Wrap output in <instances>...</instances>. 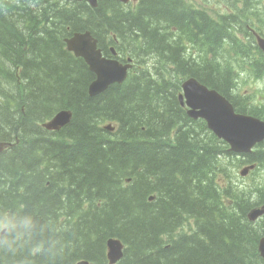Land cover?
I'll return each mask as SVG.
<instances>
[{"label": "trees", "instance_id": "trees-1", "mask_svg": "<svg viewBox=\"0 0 264 264\" xmlns=\"http://www.w3.org/2000/svg\"><path fill=\"white\" fill-rule=\"evenodd\" d=\"M64 1L0 0V220L32 221L19 239L0 232V264H110L112 237L125 243L117 264H264V215L248 217L264 205V182L233 178L241 164L264 167V149L231 151L179 100L194 76L264 120L263 105L233 89L236 61L211 48L223 27L188 0ZM85 30L106 55L131 45L135 62L95 97V74L65 44ZM62 109L71 121L47 129Z\"/></svg>", "mask_w": 264, "mask_h": 264}, {"label": "water", "instance_id": "water-1", "mask_svg": "<svg viewBox=\"0 0 264 264\" xmlns=\"http://www.w3.org/2000/svg\"><path fill=\"white\" fill-rule=\"evenodd\" d=\"M87 1L93 7L98 5V0ZM121 1L128 2L129 0ZM66 42L70 50L77 57H82L90 70L96 74V78L89 85V91L93 94L99 95L112 84L126 80L128 70L132 68V59H128L127 63H119L116 58L103 56L99 40L91 31L76 32L71 35L70 39H66ZM259 44L264 51L263 38H259ZM182 89L180 102L187 107L188 114L191 117L206 120L208 127L230 144L231 150L237 153H251L254 147L264 140V120L236 112L233 104L225 96L213 92L196 78L186 79L182 84ZM71 118L72 112L63 109L45 126L49 130H59L66 126ZM107 128L111 127L107 126ZM249 168L253 167H245L241 175H246ZM262 215H264V207L252 210L248 216L252 221H256ZM107 247V257L111 264H115L123 256L124 244L118 238H110ZM258 249L264 259V235L259 241ZM77 264H88V261L81 260Z\"/></svg>", "mask_w": 264, "mask_h": 264}, {"label": "rangeland", "instance_id": "rangeland-1", "mask_svg": "<svg viewBox=\"0 0 264 264\" xmlns=\"http://www.w3.org/2000/svg\"><path fill=\"white\" fill-rule=\"evenodd\" d=\"M188 1L197 7L206 9L204 10V12H206L211 18H214L224 24L227 23L228 21L234 20L235 22L232 25L233 29H231L230 27L231 30L230 29L229 30L234 37H238L240 44H242L243 42L242 38L244 36L240 31V29L243 28V25L246 22L256 23L258 26H261L264 29V0H248V1L239 0L240 3H235L232 2L231 0H219V1L218 0H188ZM67 3L68 0H65L62 4L64 5ZM216 16H220L222 20L217 18ZM236 27H238V29ZM230 41L232 40H228L226 42L223 41L224 43H222L220 47L217 46L216 48H219L223 56L227 58H231L233 56V60L236 61V63L233 65V68L234 71L238 74L239 82L241 84L239 93L245 92L244 95L245 101H247V99H251L255 104H260L263 105L264 107V73L259 74L257 72L259 66H262L261 57L251 56L245 58L243 55L235 57V54L239 53L238 50L235 48L237 46V43L236 42L232 43L233 41L232 42ZM130 46L131 45L126 44L125 46L122 47L123 51L120 52L122 53L120 54L122 58L128 57L126 56L125 52H127L126 49L129 48ZM216 48H212V49H216ZM201 55L208 58H214V52L212 50H204ZM218 55L219 54H217L216 56ZM251 59L253 60V62L257 61V63L251 64L250 63V61H252ZM163 64L164 62L157 59V61L154 63L153 67L151 68L152 71L151 73L157 74L159 70H161V68L163 67ZM158 68L160 69L158 70ZM237 89L238 86L236 85V90ZM4 92L6 93L8 91H4ZM249 95L254 97L250 98ZM261 148L264 149V145H262ZM248 165L249 164H241L239 167H237L233 173V178L239 184H243V185L246 184L251 187H254L257 183H262V179L264 182V167L262 168L258 167L254 171L250 170L249 174H247L246 176H242L240 174V172Z\"/></svg>", "mask_w": 264, "mask_h": 264}, {"label": "bare ground", "instance_id": "bare-ground-1", "mask_svg": "<svg viewBox=\"0 0 264 264\" xmlns=\"http://www.w3.org/2000/svg\"><path fill=\"white\" fill-rule=\"evenodd\" d=\"M74 0H68V3L67 4H71L72 2H73ZM140 0H138V2H139ZM118 2H121L122 3V1L121 0H118ZM64 5H66V4H64ZM93 7V6H92ZM95 7H97V6H95ZM211 18V17H210ZM162 20V19H161ZM211 20H213L214 21V23L215 24H219V25H221L222 27H223V31H222V41H224V42H226V41H228V40H232V41H230V42H232V43H237V45L238 44H240V41L238 40V37H234L233 36V34L230 32V30L231 29H233V26H229L227 23L226 24H224V23H222V22H220V21H218V20H216V19H214V18H211ZM209 26V25H208ZM230 27H231V29H230ZM183 28V27H182ZM208 28V27H207ZM216 28V27H215ZM230 29V30H229ZM171 31V30H170ZM187 31V30H186ZM76 32H79V31H76ZM76 32H74V33H76ZM158 32V31H157ZM166 33V32H165ZM229 33V34H228ZM228 36L230 37V39H228ZM133 37V36H132ZM71 38V35H69L68 37H66L65 38V44H66V47H68L69 49H70V47L67 45V42H66V39H70ZM155 39H156V37H155ZM216 39L214 38V41H215ZM223 42V43H224ZM216 43V42H215ZM225 44H227V43H225ZM139 45V44H138ZM235 45V44H234ZM124 45H122V47H123ZM140 46V45H139ZM217 47V46H216ZM216 47H214V46H211V48H216ZM149 48V47H148ZM163 48V47H162ZM111 49H114V48H111ZM122 49V48H121ZM145 49V48H144ZM237 49V48H236ZM120 50V49H119ZM140 50V49H139ZM241 50V49H240ZM71 51V50H70ZM243 51V50H242ZM72 53H73V51H71ZM120 52V51H119ZM158 52V51H157ZM128 53V52H127ZM130 53H131V50H130ZM74 54V53H73ZM120 54H122V53H120ZM120 54H118L117 55V57H116V60L119 62V63H124L126 60H127V58H129V55H128V57H124V58H122L121 57V55ZM125 54H126V52H125ZM129 54V53H128ZM246 54V53H245ZM124 55V54H123ZM161 57V56H160ZM160 60V59H159ZM215 60V59H214ZM220 60V59H219ZM259 60V59H258ZM220 62V61H219ZM162 64V63H161ZM143 65V64H142ZM154 65V64H153ZM260 65V64H259ZM159 66V65H158ZM242 66V65H241ZM157 67V66H156ZM160 67V66H159ZM253 68V67H252ZM160 68H158V70H159ZM228 71V70H227ZM155 72V71H154ZM134 75V74H133ZM132 75V76H133ZM229 76V75H228ZM144 77H145V75H144ZM193 78H196V77H194V76H192ZM188 78H191V76H189V77H186L185 79H188ZM144 79V78H143ZM197 79V78H196ZM197 80H199V79H197ZM131 81V80H130ZM200 81V80H199ZM141 82V81H140ZM167 82V81H166ZM201 82V81H200ZM121 83H123V82H121ZM121 83H118V82H116V83H114V84H120V86H121ZM136 83H138V82H136ZM135 83V84H136ZM146 83V82H145ZM171 83V82H170ZM202 84H204L203 82H201ZM140 85V84H139ZM138 85V86H139ZM155 85H156V83H155ZM164 85V84H163ZM205 86H207L209 89H212V91L213 92H215V93H220V91L219 90H217V89H215V88H211V87H209L208 85H206V84H204ZM139 87H141V86H139ZM148 88V87H147ZM120 89V88H119ZM163 89V88H162ZM233 89H234V91H235V89H236V86L235 87H233ZM88 92H89V95L91 96V97H95V96H98V94H93L91 91H89V87H88ZM143 92V91H142ZM6 94V93H5ZM143 94V93H142ZM100 95V94H99ZM154 95V94H153ZM116 97V96H115ZM151 97V96H150ZM155 97V96H154ZM150 99V98H149ZM151 101V100H150ZM254 107V106H253ZM261 108V107H260ZM149 110V109H148ZM73 111V110H72ZM187 111V110H186ZM236 112H238V113H242V114H246V113H244V112H239V111H236ZM165 112H163V114H164ZM187 114H188V112H187ZM188 116L190 117V118H193V119H202V118H194V117H191L189 114H188ZM260 117V116H259ZM127 118V117H126ZM157 118V117H156ZM14 120V119H13ZM50 121V120H49ZM48 121V122H49ZM154 121V120H153ZM48 122H46V123H48ZM45 123V124H46ZM32 124V123H31ZM45 124H44V126H45ZM110 124L111 125H114L112 122H110ZM197 126V125H196ZM37 127V126H36ZM46 127V126H45ZM200 127V126H199ZM47 128V127H46ZM48 129V128H47ZM155 129V128H154ZM152 132V131H151ZM157 135V134H156ZM211 135V134H210ZM154 136V135H153ZM217 136V135H216ZM206 137V136H205ZM219 139H221V140H224L228 145H229V147H230V144L225 140V139H223V138H220L219 136H217ZM151 139V138H150ZM201 139V138H200ZM153 140V139H152ZM212 141V140H211ZM154 143V142H153ZM151 144V143H150ZM262 145H264V142H261V143H258L256 146H255V149H257V148H259V147H261ZM131 146V145H130ZM189 146V145H188ZM196 147V146H195ZM203 147V146H202ZM205 147V146H204ZM212 148V147H211ZM216 148V147H215ZM221 148V147H220ZM227 149V148H226ZM215 150V149H214ZM59 151V150H58ZM115 151V150H114ZM122 153V152H121ZM128 153V152H127ZM174 153V152H173ZM143 154V153H142ZM229 155V154H228ZM67 157V156H66ZM242 159V158H241ZM245 160V159H244ZM214 161V160H213ZM245 162V161H244ZM230 165V164H229ZM250 166H252L253 168H249V170L247 171V174H249V172H250V170H255V169H257L258 168V166L257 165H255V164H250ZM215 168V167H214ZM147 170V169H146ZM220 170V169H219ZM176 171V170H175ZM218 171V170H217ZM207 172V171H206ZM211 172V171H210ZM216 172V171H215ZM152 174V173H151ZM213 174V173H212ZM246 174V175H247ZM246 175H244V176H246ZM137 176H139V175H137ZM167 176V175H166ZM243 176V175H242ZM148 177V176H147ZM126 178V177H125ZM144 178V177H143ZM205 180V179H204ZM208 180V179H207ZM199 181H201V180H199ZM171 182V181H170ZM262 182H263V179H262ZM107 183V182H106ZM199 183V182H198ZM202 183V182H201ZM201 183H199V184H201ZM204 183V182H203ZM207 184V183H206ZM263 185H264V183H263ZM191 186V185H190ZM189 186V187H190ZM205 186V185H204ZM203 186V187H204ZM202 187V188H203ZM206 187H207V185H206ZM207 189V188H206ZM158 190V189H157ZM208 190V189H207ZM259 190V189H258ZM134 195V194H133ZM140 197V196H139ZM259 197V196H258ZM137 198V197H136ZM154 198H156L155 197V195H151L150 197H149V199L150 200H153ZM250 199V198H249ZM167 201V200H166ZM144 202V201H143ZM146 202V201H145ZM263 202H264V200H263ZM145 205V204H144ZM154 206V205H153ZM260 207H264V205L263 206H260ZM252 208V207H251ZM128 209V208H127ZM115 210V209H114ZM168 210V209H167ZM151 211V210H150ZM125 212V211H124ZM129 214V213H128ZM249 217V216H248ZM250 219V218H249ZM251 220V219H250ZM206 221V220H205ZM252 221V220H251ZM198 222V221H197ZM79 229V228H78ZM81 230V229H80ZM72 235V234H71ZM192 235V234H191ZM70 236V235H69ZM206 238V237H205ZM261 239V238H260ZM260 241V240H259ZM106 243H107V241H106ZM234 245V244H233ZM124 246H125V243H124ZM258 247H259V244H258ZM107 250H108V248H107ZM107 250H106V252H107ZM259 250V249H258ZM124 252H123V256H124ZM259 254H260V252H259ZM237 255V254H236ZM123 256H122V258H123ZM261 256V255H260ZM108 258V257H107ZM121 258V259H122ZM120 259V260H121ZM84 260H86V259H84ZM109 260V259H108ZM119 260V261H120ZM86 261H88V264H90V261L89 260H86ZM119 261H117L115 264H117ZM109 263H110V261H109ZM111 264V263H110Z\"/></svg>", "mask_w": 264, "mask_h": 264}, {"label": "flooded vegetation", "instance_id": "flooded-vegetation-1", "mask_svg": "<svg viewBox=\"0 0 264 264\" xmlns=\"http://www.w3.org/2000/svg\"><path fill=\"white\" fill-rule=\"evenodd\" d=\"M203 13L208 15L204 11H203ZM208 17L210 18L209 15H208ZM234 22H235L234 20L228 21L227 24L229 26H232L234 24ZM210 25L213 26L212 24H210ZM236 28L238 29V27H236ZM240 31L244 35L243 38L249 44V52H246L247 49L238 48L239 49V54L241 55V54H245L246 53V55H250V56H254V57L255 56H263L264 57V53H263L262 49L260 48L259 41H258V36L264 37V29H263V27L258 26L256 23L246 22L243 25V28L240 29ZM212 41L215 42L214 39ZM112 47L115 48L114 45H110V48H112ZM66 49L68 51H70V49L68 47H66Z\"/></svg>", "mask_w": 264, "mask_h": 264}, {"label": "clouds", "instance_id": "clouds-1", "mask_svg": "<svg viewBox=\"0 0 264 264\" xmlns=\"http://www.w3.org/2000/svg\"><path fill=\"white\" fill-rule=\"evenodd\" d=\"M31 226V218H25L20 224L12 220H0V232L12 235L15 239H19L23 235V232L20 230L21 228L27 231ZM2 243L7 244L8 241H3Z\"/></svg>", "mask_w": 264, "mask_h": 264}]
</instances>
